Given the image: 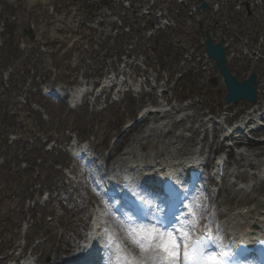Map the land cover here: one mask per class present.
I'll return each instance as SVG.
<instances>
[{
  "label": "rangeland",
  "instance_id": "1",
  "mask_svg": "<svg viewBox=\"0 0 264 264\" xmlns=\"http://www.w3.org/2000/svg\"><path fill=\"white\" fill-rule=\"evenodd\" d=\"M66 1L73 0H0V264L12 260L22 247V255L34 249L44 262L49 258L45 253L63 233L77 241L87 235L97 190L93 181L82 180L85 170L79 169L77 177L69 173L76 164L69 142H85L101 164L117 132L150 104L145 99L135 106L139 87L134 86V99L126 97L128 87L121 92L107 89L99 101L97 93L88 95L90 108L95 104L93 113L82 106L71 108L66 97L45 96L46 86L72 88L84 80L98 86L110 76L114 61L116 69L132 73L130 85L139 74L140 81L159 76L160 85L169 81V95L174 92L179 102L203 103L202 112L223 113L226 91L206 56L197 31L201 23L215 42L228 45L232 74L243 80L259 73L264 99V45L258 44L264 39V11L250 15L240 4L243 0H205L218 4V11L197 13L191 9L200 0H184L182 5L179 0L159 2L157 8L168 7L167 17L174 24L150 34L147 19L134 21L131 9L124 6L128 0L94 1L95 13L83 28L82 13ZM136 3L131 6L140 8ZM49 4L53 14L47 12ZM32 24L35 39L24 33ZM255 53L263 59H253ZM126 62H131L129 68ZM188 63L197 64V72L187 75ZM242 108L249 106L237 104L218 120L225 124L244 114ZM194 146L195 142L190 147ZM59 175H64V190L51 185L59 182Z\"/></svg>",
  "mask_w": 264,
  "mask_h": 264
},
{
  "label": "bare ground",
  "instance_id": "2",
  "mask_svg": "<svg viewBox=\"0 0 264 264\" xmlns=\"http://www.w3.org/2000/svg\"><path fill=\"white\" fill-rule=\"evenodd\" d=\"M211 10L216 11L215 6H212ZM130 63L127 62L126 67ZM113 66L114 61H111L110 67ZM188 66L190 67L187 68ZM186 69L189 70L187 75H190L193 71L197 72L198 65L188 63ZM109 74L110 78H107L106 82H113L114 87H129L126 97L134 99L133 90L129 83L132 74L127 70H119L118 74L110 70ZM120 76H124L125 80L120 81ZM138 76L142 78V75ZM158 78L159 76H155L151 80L146 77L145 80H141L140 91L136 90L138 99L135 106L142 103L145 99L155 101L156 90L167 86V89L163 91V100L160 99L157 102V109L155 110L145 107L138 115L140 120H135L124 131L117 132V140L111 144L108 157L104 156V161L99 170H97L99 172L106 170L107 173L112 169V172L117 174L123 173V179L119 182L128 181L135 186L136 192H142L143 176L156 177L161 169H166L168 174H174L176 168L199 167L200 161L186 162L182 161L183 159L179 158V156L186 154L187 146L197 140H200L197 145L208 143L210 151L207 152V154L209 153L207 161L208 166H212L213 173L218 171L216 168L222 160L225 161L227 159L228 162L224 165L225 177L215 183L213 189L209 188V184L204 185L203 190L197 196V203H203L202 208L197 209L198 214L205 209L202 216L203 219L200 221L201 225L207 224L213 229L217 225L221 227V235L224 237V247L219 249L221 252H225L228 246L236 241L244 240L249 242L256 236L264 235V178H262L264 176V142L262 140L254 141L238 137L239 130L236 129L232 136L221 143V139L223 137L227 138L229 133L224 131L219 136V133L224 130V126L219 121L209 117V113L202 112L204 104L195 102L181 103L177 99L178 103L173 104L174 92L171 97L169 95L171 88L167 83L155 85ZM259 82L260 94L263 84L261 81ZM90 85L91 83L89 82L79 83L67 93V98L70 97L71 103L75 104L82 99L83 102L80 107L82 106L83 110H92L94 113L95 104H92L91 109V103L88 102V87ZM96 101H99L98 97ZM247 105L249 106V112L245 120L250 117L257 120L255 116L264 115V100L261 97L258 96L256 104ZM168 106L170 109H168ZM235 106L234 104L226 105L224 111H229L231 107ZM251 124H253L252 120ZM147 141L149 143L146 146L144 144ZM230 142L237 149L229 148L228 144ZM143 147L150 148L152 151H145L142 149ZM212 154L215 156L212 157ZM70 155L71 157L75 156L84 159L81 164L86 161V155L82 147L77 146L75 149L72 146ZM164 162H167L168 165H165ZM79 168V162L77 161L70 173H76ZM250 171L254 173V184L252 186H244L241 182L249 178L248 173ZM81 178L87 180L89 184L91 183V178H88L87 171L82 174ZM58 180L59 182L62 181L60 185L57 180L51 185L55 189H59L58 187L63 190L66 189L64 175H59ZM69 184L75 186V183L70 179ZM104 212H106V209H98L91 214V226L85 242L90 243L93 252L101 250L100 245L102 242L100 241V236L103 228L106 227L105 223H110L107 221V217L102 215ZM117 230H115L117 234H120L119 226H117ZM197 234H199V229ZM71 235L74 237V233H71ZM125 243H127L126 240ZM81 250L82 252H78ZM91 252L86 253L84 247L76 239H70L63 233L61 238L51 247V250L45 253V256H49V259L50 256L53 257V261L47 264H58L63 261V264H87ZM63 254H67L70 258L66 260ZM26 261L25 264H31L29 259Z\"/></svg>",
  "mask_w": 264,
  "mask_h": 264
},
{
  "label": "snow or ice",
  "instance_id": "3",
  "mask_svg": "<svg viewBox=\"0 0 264 264\" xmlns=\"http://www.w3.org/2000/svg\"><path fill=\"white\" fill-rule=\"evenodd\" d=\"M141 203L151 201L141 200ZM184 207L183 200L172 188L162 204L156 207L153 223L132 226L117 217L113 223L119 226L120 234L111 225L103 228L106 247L114 250L117 264H229L227 257L234 253L219 251L224 247L221 227L217 225L213 229L207 224L201 225L203 217H198L195 210H189L181 220L177 213ZM156 213H162L159 219ZM102 215L107 216L109 212ZM111 215L116 217V212ZM141 216H147V213H141ZM128 219L134 217L128 215ZM212 245L216 251L210 250Z\"/></svg>",
  "mask_w": 264,
  "mask_h": 264
},
{
  "label": "water",
  "instance_id": "4",
  "mask_svg": "<svg viewBox=\"0 0 264 264\" xmlns=\"http://www.w3.org/2000/svg\"><path fill=\"white\" fill-rule=\"evenodd\" d=\"M200 8H208L207 3L204 2ZM27 33L31 32L27 31ZM202 38L205 40L208 56L215 62L214 68L219 70V75L224 79L223 83L227 90V94L224 97L226 103L231 104L240 101L256 103V87L258 86L257 74L252 73L248 79L239 81L237 77L230 73L229 68L226 66L228 60L226 58L223 43L219 42L218 44H214L208 31L202 33Z\"/></svg>",
  "mask_w": 264,
  "mask_h": 264
}]
</instances>
